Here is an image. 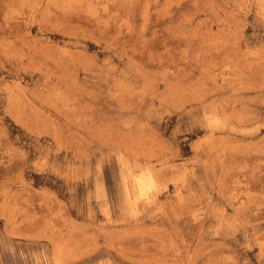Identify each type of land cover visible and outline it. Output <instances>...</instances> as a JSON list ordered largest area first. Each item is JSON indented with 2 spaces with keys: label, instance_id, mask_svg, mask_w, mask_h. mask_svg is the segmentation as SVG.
<instances>
[{
  "label": "rangeland",
  "instance_id": "1",
  "mask_svg": "<svg viewBox=\"0 0 264 264\" xmlns=\"http://www.w3.org/2000/svg\"><path fill=\"white\" fill-rule=\"evenodd\" d=\"M0 264H264V0H0Z\"/></svg>",
  "mask_w": 264,
  "mask_h": 264
},
{
  "label": "bare ground",
  "instance_id": "2",
  "mask_svg": "<svg viewBox=\"0 0 264 264\" xmlns=\"http://www.w3.org/2000/svg\"><path fill=\"white\" fill-rule=\"evenodd\" d=\"M151 173V172H150ZM138 178V177H137ZM141 179V178H140ZM137 180H139V179H137ZM140 181V180H139ZM146 182V181H145ZM154 184V183H153ZM138 186V185H137ZM146 186V185H145ZM149 186H150V184H149ZM141 187V186H140ZM148 187V186H147ZM144 189V188H143ZM144 195V194H143ZM148 195V194H147Z\"/></svg>",
  "mask_w": 264,
  "mask_h": 264
}]
</instances>
